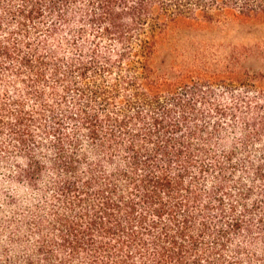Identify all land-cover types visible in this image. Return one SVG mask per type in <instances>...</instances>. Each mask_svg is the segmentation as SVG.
Segmentation results:
<instances>
[{"label":"trees","instance_id":"16d2710c","mask_svg":"<svg viewBox=\"0 0 264 264\" xmlns=\"http://www.w3.org/2000/svg\"><path fill=\"white\" fill-rule=\"evenodd\" d=\"M231 13L264 0H0V264H264V81L155 66Z\"/></svg>","mask_w":264,"mask_h":264},{"label":"rangeland","instance_id":"374dc122","mask_svg":"<svg viewBox=\"0 0 264 264\" xmlns=\"http://www.w3.org/2000/svg\"><path fill=\"white\" fill-rule=\"evenodd\" d=\"M155 66L159 72L191 71L197 77L220 79L235 85L231 89L251 81L261 83L264 15L243 18L231 13L218 15L212 21H182L162 37ZM232 96L223 93L221 99L229 100ZM0 179L6 181L1 170Z\"/></svg>","mask_w":264,"mask_h":264}]
</instances>
